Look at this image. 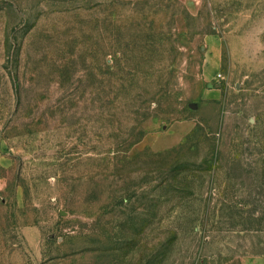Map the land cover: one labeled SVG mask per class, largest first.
Returning <instances> with one entry per match:
<instances>
[{
  "label": "rangeland",
  "instance_id": "obj_1",
  "mask_svg": "<svg viewBox=\"0 0 264 264\" xmlns=\"http://www.w3.org/2000/svg\"><path fill=\"white\" fill-rule=\"evenodd\" d=\"M0 264H264V0H0Z\"/></svg>",
  "mask_w": 264,
  "mask_h": 264
}]
</instances>
